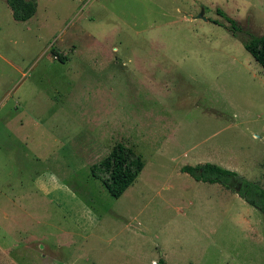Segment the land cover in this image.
Returning a JSON list of instances; mask_svg holds the SVG:
<instances>
[{
  "label": "rangeland",
  "instance_id": "rangeland-1",
  "mask_svg": "<svg viewBox=\"0 0 264 264\" xmlns=\"http://www.w3.org/2000/svg\"><path fill=\"white\" fill-rule=\"evenodd\" d=\"M223 12L264 33V0H0V264H264L263 214L181 170L264 188V67ZM119 142L145 166L115 198Z\"/></svg>",
  "mask_w": 264,
  "mask_h": 264
},
{
  "label": "trees",
  "instance_id": "trees-1",
  "mask_svg": "<svg viewBox=\"0 0 264 264\" xmlns=\"http://www.w3.org/2000/svg\"><path fill=\"white\" fill-rule=\"evenodd\" d=\"M7 2L16 20L27 21L35 15L36 0H7ZM223 14L230 23V30L233 34L242 40L245 48L264 67V33L244 39L238 34L237 21L224 12ZM55 55L63 62L67 60L65 56ZM144 166L145 162L141 155L137 154L132 147L119 142L106 157L93 164L92 173L94 177L102 181L113 197L119 198L136 181ZM181 170L198 181L220 183L228 189L235 190L236 188H233L235 182L232 181V178H238L237 172L215 163L205 162L197 165H184ZM239 179L244 183L240 195L264 216V188L255 182ZM156 264H165V262L160 260Z\"/></svg>",
  "mask_w": 264,
  "mask_h": 264
},
{
  "label": "flooded vegetation",
  "instance_id": "flooded-vegetation-1",
  "mask_svg": "<svg viewBox=\"0 0 264 264\" xmlns=\"http://www.w3.org/2000/svg\"><path fill=\"white\" fill-rule=\"evenodd\" d=\"M237 179H235V178H232V181H236ZM243 188H244V183L242 182V181H239L238 183H237V186H236V188H235V190H236V192L240 195V192L243 190Z\"/></svg>",
  "mask_w": 264,
  "mask_h": 264
},
{
  "label": "water",
  "instance_id": "water-1",
  "mask_svg": "<svg viewBox=\"0 0 264 264\" xmlns=\"http://www.w3.org/2000/svg\"><path fill=\"white\" fill-rule=\"evenodd\" d=\"M206 19V18H205Z\"/></svg>",
  "mask_w": 264,
  "mask_h": 264
}]
</instances>
